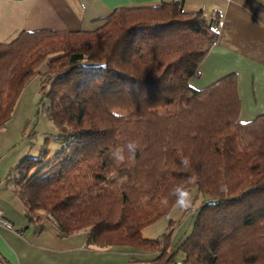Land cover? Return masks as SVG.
<instances>
[{"label":"trees","instance_id":"obj_1","mask_svg":"<svg viewBox=\"0 0 264 264\" xmlns=\"http://www.w3.org/2000/svg\"><path fill=\"white\" fill-rule=\"evenodd\" d=\"M103 22L0 41V124L45 61L58 129L53 156L13 168L26 218L38 221L41 210L59 236L87 229V244L156 252L139 264H264V113L238 120L234 74L202 89L188 82L216 39L218 13H187L174 1L118 7ZM129 141L135 157L117 164L111 152L127 157ZM178 187L204 196L189 234L142 237Z\"/></svg>","mask_w":264,"mask_h":264},{"label":"crops","instance_id":"obj_2","mask_svg":"<svg viewBox=\"0 0 264 264\" xmlns=\"http://www.w3.org/2000/svg\"><path fill=\"white\" fill-rule=\"evenodd\" d=\"M174 1L187 13L202 10L208 17L219 15L216 39L189 84L202 89L234 74L238 120L245 122L263 114L264 0H0V40L10 41L24 30L91 31L118 7ZM9 137L12 141H5L12 144L0 147V210L12 227L0 225V264H139L134 260H142L140 252L130 246L100 248L86 243V233L62 237L54 228L46 236L47 226L38 229L39 222L28 221L26 205L13 178L21 154L7 156L15 144V138Z\"/></svg>","mask_w":264,"mask_h":264},{"label":"rangeland","instance_id":"obj_3","mask_svg":"<svg viewBox=\"0 0 264 264\" xmlns=\"http://www.w3.org/2000/svg\"><path fill=\"white\" fill-rule=\"evenodd\" d=\"M0 41L7 42V40ZM45 68L46 62L43 61L38 68L39 71L24 84L18 93L9 118L0 124V147L6 148L12 144V142L6 143L5 141L6 138L7 141H12L9 137L12 135L15 138V144L7 156H10L13 152H18L21 154L18 161L25 156H41L47 159L53 156L59 148V144L55 139L58 129L51 117L49 100L44 94L48 89V83L44 82L42 75ZM42 84L44 85L43 91L41 90ZM2 135H5L6 138H3ZM2 161H4L3 158ZM189 195L191 197V206L189 208L181 209L177 206L176 202L166 214L141 229L142 237L155 239L171 230L172 243H175L189 234L196 213L195 209L202 204L204 199L203 194L198 193L195 188L189 192ZM33 214L36 217L39 216L37 222H42L48 227L45 234L49 236V230L52 228L55 229L51 221L45 218L44 212L41 210H36ZM86 231L87 229H80L71 234L80 235L86 233ZM137 250H139V256L142 259L152 257L156 253L144 249ZM180 257L181 254H178L177 258L179 259Z\"/></svg>","mask_w":264,"mask_h":264},{"label":"clouds","instance_id":"obj_4","mask_svg":"<svg viewBox=\"0 0 264 264\" xmlns=\"http://www.w3.org/2000/svg\"><path fill=\"white\" fill-rule=\"evenodd\" d=\"M139 147L138 143L135 141H129L126 145L128 156L126 157L125 151L123 148H117L111 152L112 159L117 163L121 164L126 161V159H132L135 157V153L137 151V148ZM184 168L190 167V159L188 157H184L181 161ZM189 180L191 182H195V177H189ZM222 191H227V186L222 185L221 186ZM175 192L177 194V206L181 209H187L191 206V197L189 195V192L183 188H177L175 189Z\"/></svg>","mask_w":264,"mask_h":264},{"label":"built area","instance_id":"obj_5","mask_svg":"<svg viewBox=\"0 0 264 264\" xmlns=\"http://www.w3.org/2000/svg\"><path fill=\"white\" fill-rule=\"evenodd\" d=\"M0 225L7 229H10L12 227L11 221L3 216L1 210H0Z\"/></svg>","mask_w":264,"mask_h":264}]
</instances>
